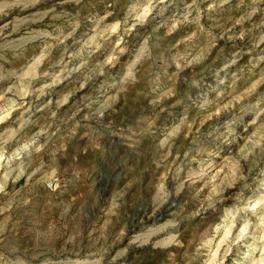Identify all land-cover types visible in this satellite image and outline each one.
Returning <instances> with one entry per match:
<instances>
[{"label": "clouds", "instance_id": "clouds-1", "mask_svg": "<svg viewBox=\"0 0 264 264\" xmlns=\"http://www.w3.org/2000/svg\"><path fill=\"white\" fill-rule=\"evenodd\" d=\"M58 3L0 0V264H264V0Z\"/></svg>", "mask_w": 264, "mask_h": 264}, {"label": "rangeland", "instance_id": "rangeland-1", "mask_svg": "<svg viewBox=\"0 0 264 264\" xmlns=\"http://www.w3.org/2000/svg\"><path fill=\"white\" fill-rule=\"evenodd\" d=\"M53 5H56L57 11H63L66 13H70L72 15H75L76 10H77V6L73 5V4H66V5H60L58 3V0H49V4L48 7H52ZM46 9L38 7L37 9V15L32 16L31 14H25L28 19L29 22L31 24L32 27L37 28V29H43L47 26L48 22L51 20V17L49 16L46 20H41L39 17V13L45 11ZM88 10L85 11V14L87 13ZM59 23H63V21L59 22ZM49 31H51V29H48ZM37 40H43L45 39L44 37H40L37 35ZM226 45L224 43V41H219L216 45V48L214 49V52H218L220 49L225 48ZM39 49H37L38 51ZM60 54V49H56L54 51V58L56 56H58ZM163 122H167V118H163ZM174 160V157H170L169 158V167L172 166L171 161ZM141 167L145 168V189H148V186L150 184V182L152 181L153 177L149 174V172L151 171L150 169H148L147 167V161L141 162ZM99 168H103V160L101 159L99 161V165L97 169H94V172H97L99 170ZM105 174H108V170L107 168H103ZM162 174V171H161ZM104 183H108V180L105 179ZM202 187V186H201ZM204 191L206 193H209V189L205 188ZM190 198L188 196L184 197L185 201H188ZM235 202V197L232 193L231 190H229L227 193H225V203L223 205H220V209H221V213L223 212V210L227 207H230L232 204H234ZM191 206V205H189ZM36 212H41L40 208H37L35 210ZM151 215V213H150ZM219 220V216L218 215H213L211 212H204L202 213L201 217L197 218V221L195 223H192L189 227L186 228L184 236L187 239H190L192 241H196L200 238L201 233L204 232L205 229H208L209 231L213 230L216 223ZM162 221L158 224H154L151 225L150 227L152 229H159L162 226ZM145 235H148V233H146ZM159 239L162 241L165 239V237L161 234ZM187 243V240H186ZM142 255L144 256L143 262L142 264H159V262L164 259V253L161 251H151V250H145L144 253H142ZM136 253L132 254V257H135ZM226 264H233V257H229L228 260L226 261Z\"/></svg>", "mask_w": 264, "mask_h": 264}]
</instances>
